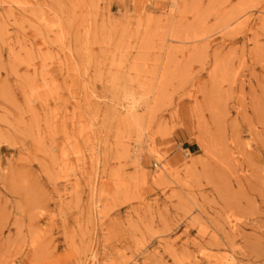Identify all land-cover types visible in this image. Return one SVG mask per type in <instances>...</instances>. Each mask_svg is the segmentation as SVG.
<instances>
[{"label": "rangeland", "instance_id": "1", "mask_svg": "<svg viewBox=\"0 0 264 264\" xmlns=\"http://www.w3.org/2000/svg\"><path fill=\"white\" fill-rule=\"evenodd\" d=\"M225 252L264 264V0H0V264Z\"/></svg>", "mask_w": 264, "mask_h": 264}, {"label": "bare ground", "instance_id": "2", "mask_svg": "<svg viewBox=\"0 0 264 264\" xmlns=\"http://www.w3.org/2000/svg\"><path fill=\"white\" fill-rule=\"evenodd\" d=\"M174 1H177V0H174ZM171 7L174 8V7H176V5L174 3H172ZM185 11L186 10L180 11L178 13V17L177 18L182 19L184 17ZM173 18L174 17H171L170 20L173 21ZM133 108L134 107H131V110ZM124 111H125V113H130V109H128V108L127 109L124 108ZM134 154L136 155L137 151H135ZM136 160H139L138 156H137ZM156 174L158 176H162V175H168L169 176L171 173L169 171L168 165L167 164H163V163L160 162V168H159L158 172H156ZM157 175H154L152 178L155 179L156 177H158ZM98 208H99V206L95 205V207H94L95 217H97L99 219H102L103 218L102 213L98 212V210H97ZM230 230L235 232L236 231V224L230 223ZM221 261H222L221 264H237L234 256L231 253H229V252H225V254L221 257Z\"/></svg>", "mask_w": 264, "mask_h": 264}]
</instances>
